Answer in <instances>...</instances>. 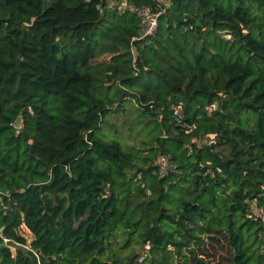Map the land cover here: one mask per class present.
I'll list each match as a JSON object with an SVG mask.
<instances>
[{
  "label": "trees",
  "instance_id": "obj_1",
  "mask_svg": "<svg viewBox=\"0 0 264 264\" xmlns=\"http://www.w3.org/2000/svg\"><path fill=\"white\" fill-rule=\"evenodd\" d=\"M167 1L0 0V264H264V0Z\"/></svg>",
  "mask_w": 264,
  "mask_h": 264
},
{
  "label": "built area",
  "instance_id": "obj_2",
  "mask_svg": "<svg viewBox=\"0 0 264 264\" xmlns=\"http://www.w3.org/2000/svg\"><path fill=\"white\" fill-rule=\"evenodd\" d=\"M145 20L147 21V30H145V27H144ZM155 28H156V18L153 16H144V20H143L144 35L152 34ZM174 114L177 116H180L179 107H176L174 109ZM170 167H171L170 163L167 161V159H165L164 157H161L159 159V162H158L159 173H166V171L169 170Z\"/></svg>",
  "mask_w": 264,
  "mask_h": 264
},
{
  "label": "rangeland",
  "instance_id": "obj_3",
  "mask_svg": "<svg viewBox=\"0 0 264 264\" xmlns=\"http://www.w3.org/2000/svg\"><path fill=\"white\" fill-rule=\"evenodd\" d=\"M159 1L164 6H166V7L168 6V1L167 0H159ZM144 27H145V30H147V21L146 20H145V23H144ZM124 130H125V128L123 130L119 129V131L121 133H123V134H124ZM141 140H142V137L137 136V141H141ZM258 215H260V217L264 218V215L262 214V212H258ZM21 233H22V236L26 239V243H27V246H28L31 243L32 239H33L31 233L23 226L21 227ZM134 250H135V247L133 248V251ZM146 258H148V256H146L145 251H142V252L139 253V256L135 260L138 263H145L146 262Z\"/></svg>",
  "mask_w": 264,
  "mask_h": 264
},
{
  "label": "water",
  "instance_id": "obj_4",
  "mask_svg": "<svg viewBox=\"0 0 264 264\" xmlns=\"http://www.w3.org/2000/svg\"><path fill=\"white\" fill-rule=\"evenodd\" d=\"M20 121H21V118H20V117H18V118H17V120H16V123H17V125H19V124H20Z\"/></svg>",
  "mask_w": 264,
  "mask_h": 264
}]
</instances>
